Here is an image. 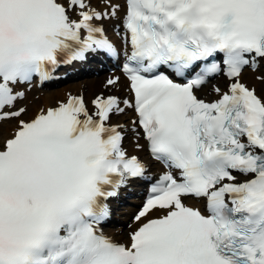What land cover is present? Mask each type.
<instances>
[{"label":"snow or ice","instance_id":"1","mask_svg":"<svg viewBox=\"0 0 264 264\" xmlns=\"http://www.w3.org/2000/svg\"><path fill=\"white\" fill-rule=\"evenodd\" d=\"M106 18L121 20L130 48L122 70L132 99L98 95L90 112L70 96L0 144V264H264V99L239 81L264 65V0H104V10L93 0H0V121L25 111L11 110L15 86L49 78L61 60L117 57L97 25ZM220 53L233 82L216 101L198 99ZM195 67L187 83L170 78ZM126 108L131 129L111 122ZM140 130L168 170L118 243L101 224L106 201L145 177L123 146Z\"/></svg>","mask_w":264,"mask_h":264},{"label":"bare ground","instance_id":"2","mask_svg":"<svg viewBox=\"0 0 264 264\" xmlns=\"http://www.w3.org/2000/svg\"><path fill=\"white\" fill-rule=\"evenodd\" d=\"M113 2L121 3L123 5L122 0H113ZM93 5L97 7L98 10H104V0H93ZM120 17H123L124 12H120ZM117 19L119 18H108L104 19L100 22L110 34L112 38L116 40V42L120 41V30L121 25L117 23ZM120 31V32H119ZM105 70H99L97 72L87 73L90 76L93 75L91 78H85L78 82L70 83L68 86L64 88L54 89L45 92H38L34 88H30L27 95L31 97L33 100V105H21L24 107V113L14 119H9L7 121L0 122V144L7 138H11L14 135V132L17 129L18 122L20 120L23 121H31L36 115H38L41 111H45L48 107H56L60 103L68 98L69 95H74V92H77L78 96H84L87 103L90 105L92 100L98 95H118L121 99H132L131 93L129 91L128 85L129 82L123 77L120 72H116L114 75H107V74H100ZM119 78V82L115 86L107 85V81L110 78ZM259 77L258 75L254 74L251 70L245 69L242 74L240 75V79L243 82H248L252 85L256 83ZM247 85V84H246ZM261 85H259L260 87ZM226 88V83L222 80H219L213 86H205L202 87L197 93L200 95V99H204L206 101H211L216 99L221 92H223ZM249 88H253L252 86ZM215 89H219V94L215 91ZM254 89V88H253ZM20 102V101H19ZM92 109V108H91ZM136 117L133 113L132 109H125V112L120 115H114V123L115 124H122L125 123V128L131 129L132 128V121L135 120ZM125 120H128L125 122ZM141 133V132H140ZM137 142L141 147L137 148ZM124 148L128 152L129 155H138L143 161L147 163L150 167V170L147 173V178L152 177L153 179L156 178L157 174L163 172L162 166L152 161L147 155V143L144 140L142 133L140 135L139 140L132 135L131 132L126 133V138L124 140ZM131 204L130 206L123 207L125 212L124 220L128 221L122 223L121 226L116 228H110L106 230L108 236H110L115 242L118 243H127L129 239V234L138 226V222L134 220H130L133 212L137 211L138 204L140 201L138 199H130ZM186 204L191 207L201 209V204L198 201L194 200H186ZM156 213L152 214L155 217Z\"/></svg>","mask_w":264,"mask_h":264},{"label":"rangeland","instance_id":"3","mask_svg":"<svg viewBox=\"0 0 264 264\" xmlns=\"http://www.w3.org/2000/svg\"><path fill=\"white\" fill-rule=\"evenodd\" d=\"M118 23H120L119 20H118ZM106 73L109 74L110 76L113 75V74L110 73V72H106ZM253 73L256 74V75H258V76H261L262 74H264V66H262L258 71L253 72ZM81 80H83V79L75 80V82H78V81H81ZM242 80H243V79H242ZM243 81H244V80H243ZM70 83H73V82L69 81V82L60 83V84H57V85H53V86H49V87H47V88L41 89L40 91L45 92V91H50V90H54V89L64 88V87L68 86ZM244 83H245V82H244ZM245 84H247L248 87H251V86H252V87L256 90L257 94H258L262 99H264V80L258 79L254 85H252V84H250V83H248V82H246ZM259 85H261V86L259 87ZM40 91H38V92H40ZM74 95H77V92H74ZM86 99H87V98H86ZM32 101H33V100L31 99V97H29L28 95H26L24 98H22V99L20 100V102L18 103L17 106H21V105H28V106H29V105H33ZM17 106H16V107H17ZM123 210H124V209H122V211L119 212V213L122 214L121 217H120L121 220H123V218L126 216V215H125V211H123ZM119 213H118V214H119ZM116 218H119V216L116 215ZM123 221H125V220H123Z\"/></svg>","mask_w":264,"mask_h":264}]
</instances>
